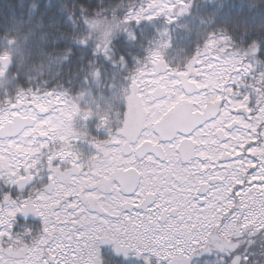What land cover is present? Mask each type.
<instances>
[{"label":"snow or ice","instance_id":"snow-or-ice-1","mask_svg":"<svg viewBox=\"0 0 264 264\" xmlns=\"http://www.w3.org/2000/svg\"><path fill=\"white\" fill-rule=\"evenodd\" d=\"M0 264H264V0H0Z\"/></svg>","mask_w":264,"mask_h":264}]
</instances>
